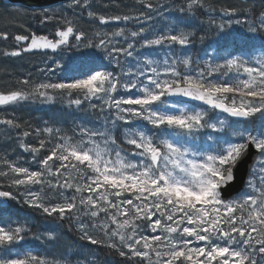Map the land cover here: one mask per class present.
<instances>
[{"label":"snow or ice","instance_id":"snow-or-ice-1","mask_svg":"<svg viewBox=\"0 0 264 264\" xmlns=\"http://www.w3.org/2000/svg\"><path fill=\"white\" fill-rule=\"evenodd\" d=\"M11 3L0 264H264V0Z\"/></svg>","mask_w":264,"mask_h":264},{"label":"trees","instance_id":"trees-1","mask_svg":"<svg viewBox=\"0 0 264 264\" xmlns=\"http://www.w3.org/2000/svg\"><path fill=\"white\" fill-rule=\"evenodd\" d=\"M10 22H13L12 18L8 17L3 12V8L0 7V26H2L3 24L10 23ZM213 40H214V37L210 35L209 38L206 40L205 45H200L198 43L196 45V48L201 49V48L205 47L207 44L213 43ZM208 51L211 53L212 49L209 48ZM0 67L6 68L7 71L12 72L13 74L23 75V68H27L28 65L24 64L23 68L19 67L18 69H15L13 62H11V61H9V62L0 61ZM1 72H2V74L0 75V85L3 84L5 79H7L4 72L3 71H1ZM20 114L23 115V117L25 119H31L33 121H43V120L58 119V118L59 119H69V117L67 116V113L63 112L59 105H55V106H47V105L46 106H39V105H37V106H33L30 109L24 110ZM18 209H19V206L16 205L14 202H12L11 205L9 206V210L11 212H15ZM38 230L43 231V228L41 227ZM63 239H64V242L71 243L75 238L70 233H66L64 235Z\"/></svg>","mask_w":264,"mask_h":264},{"label":"water","instance_id":"water-1","mask_svg":"<svg viewBox=\"0 0 264 264\" xmlns=\"http://www.w3.org/2000/svg\"><path fill=\"white\" fill-rule=\"evenodd\" d=\"M3 1L5 3H9V0H3ZM64 2L65 0H12L11 5L38 9V6L40 5L55 6Z\"/></svg>","mask_w":264,"mask_h":264},{"label":"rangeland","instance_id":"rangeland-1","mask_svg":"<svg viewBox=\"0 0 264 264\" xmlns=\"http://www.w3.org/2000/svg\"><path fill=\"white\" fill-rule=\"evenodd\" d=\"M19 9V8H18ZM21 10V9H20ZM22 11V10H21ZM25 11V10H23ZM27 11H31V10H27ZM33 29L35 30L36 29V25L33 24L32 25ZM0 29H14V30H18V29H15V22H10V23H7V24H3L2 26H0ZM40 31H46L44 29H40ZM80 53L79 52H76L74 50H69L65 56L66 58H70V57H74V56H78ZM9 64V63H8ZM13 65H14V68L15 69H18L20 67V64L17 63V62H13ZM2 74V72L0 71V75ZM2 85V84H1ZM51 227H55V225H51Z\"/></svg>","mask_w":264,"mask_h":264},{"label":"bare ground","instance_id":"bare-ground-1","mask_svg":"<svg viewBox=\"0 0 264 264\" xmlns=\"http://www.w3.org/2000/svg\"><path fill=\"white\" fill-rule=\"evenodd\" d=\"M30 12V11H29Z\"/></svg>","mask_w":264,"mask_h":264}]
</instances>
